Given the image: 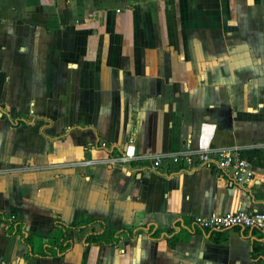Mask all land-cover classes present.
<instances>
[{
  "label": "crops",
  "instance_id": "0c3cea01",
  "mask_svg": "<svg viewBox=\"0 0 264 264\" xmlns=\"http://www.w3.org/2000/svg\"><path fill=\"white\" fill-rule=\"evenodd\" d=\"M203 122L213 125V147L262 149L246 186L213 165L150 167ZM130 145L134 155L119 160ZM238 209L264 210V0H0V211L25 223L33 250L57 236L55 213L112 230L183 227L173 244L138 230L117 247L83 245L90 228L73 229L69 250L37 258L0 226V258L264 264L257 230L214 232L224 236L215 241L190 223Z\"/></svg>",
  "mask_w": 264,
  "mask_h": 264
},
{
  "label": "built area",
  "instance_id": "2783aa9c",
  "mask_svg": "<svg viewBox=\"0 0 264 264\" xmlns=\"http://www.w3.org/2000/svg\"><path fill=\"white\" fill-rule=\"evenodd\" d=\"M212 127L210 123H201L193 140L188 139L183 148L170 153L154 155L150 159V167L155 169L163 161L190 165L193 162L213 165L233 183L246 186L252 179L251 163L241 155L244 147H213ZM134 155L133 146H127L118 156L119 160L127 161ZM89 161H80L87 164ZM192 227L205 232H219L229 229L257 230L264 239V210L238 209L232 212L194 215L190 219ZM0 264H13L0 258Z\"/></svg>",
  "mask_w": 264,
  "mask_h": 264
},
{
  "label": "trees",
  "instance_id": "16d2710c",
  "mask_svg": "<svg viewBox=\"0 0 264 264\" xmlns=\"http://www.w3.org/2000/svg\"><path fill=\"white\" fill-rule=\"evenodd\" d=\"M1 116H4V113L1 112ZM7 121L9 125L14 126L18 123H24V119L22 118H14L8 119ZM262 149L253 148L248 150H242L241 155L244 156L247 160H251L250 157H254V163L258 164V159L261 157ZM118 153L117 155H119ZM93 224H98L100 226L99 231H94L92 229ZM0 226L3 229V235L5 237H11L16 235L18 240L22 245L26 247L25 256L27 257H37V258H48L51 256H61L67 250H69L73 243L70 238L69 232L73 229H85L90 228L89 231L84 235L82 239L83 245H98V246H107V247H117L119 243L122 241L123 236H126L128 239H132L134 233L138 230H144L146 232V236L150 239H158L160 237H164L168 240L170 244L175 243L179 239V232L181 227L173 226L175 229L174 232L170 234L166 233H157L154 229V225L151 223H145L139 226L130 225L128 228H121L117 230H112L105 226L104 221L95 218H82L78 221L65 223L59 214L55 213L52 226L57 231V236H47L41 242L38 248L33 250V238L30 233L25 229V223L13 217H10L0 211ZM183 228V227H182ZM185 228V227H184ZM197 232H202L205 235L211 236L213 240L217 241L218 239H222L224 236L213 237L212 233L214 232H205L201 230H194ZM254 229H251V232H254ZM245 231H241L244 234ZM250 232V233H251ZM250 237V236H249ZM257 244L254 239H250V249H249V258L254 260L257 255L254 254V250H256Z\"/></svg>",
  "mask_w": 264,
  "mask_h": 264
},
{
  "label": "water",
  "instance_id": "95a60500",
  "mask_svg": "<svg viewBox=\"0 0 264 264\" xmlns=\"http://www.w3.org/2000/svg\"><path fill=\"white\" fill-rule=\"evenodd\" d=\"M185 64H187V63H185ZM123 149H124V147H123ZM242 230H240V232H241ZM250 232H251V230H248V234H250ZM22 263V260L21 259H18V261H17V264H21Z\"/></svg>",
  "mask_w": 264,
  "mask_h": 264
}]
</instances>
